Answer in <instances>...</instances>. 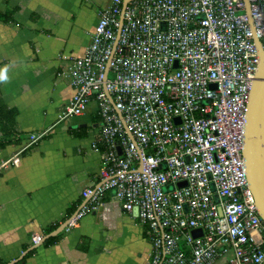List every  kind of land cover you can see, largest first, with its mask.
I'll return each mask as SVG.
<instances>
[{"label": "built area", "instance_id": "1", "mask_svg": "<svg viewBox=\"0 0 264 264\" xmlns=\"http://www.w3.org/2000/svg\"><path fill=\"white\" fill-rule=\"evenodd\" d=\"M248 2L250 15L243 0H131L125 9L112 0L101 10L71 61L74 94L59 120L96 103L105 180L83 191L65 230L112 192L147 228L149 264H264V223L241 156L254 36L264 45V0ZM45 135L31 134L21 152Z\"/></svg>", "mask_w": 264, "mask_h": 264}, {"label": "crops", "instance_id": "2", "mask_svg": "<svg viewBox=\"0 0 264 264\" xmlns=\"http://www.w3.org/2000/svg\"><path fill=\"white\" fill-rule=\"evenodd\" d=\"M111 1L0 0V98L16 111L14 133L0 130V264L150 263L147 228L112 192L75 228L47 237L85 203L86 188L105 180L104 150L93 147L101 129L96 103L80 116H59L74 94L71 61L83 56Z\"/></svg>", "mask_w": 264, "mask_h": 264}, {"label": "water", "instance_id": "3", "mask_svg": "<svg viewBox=\"0 0 264 264\" xmlns=\"http://www.w3.org/2000/svg\"><path fill=\"white\" fill-rule=\"evenodd\" d=\"M130 1L122 0L123 9L126 8ZM243 1L245 3V12L250 15L249 2L248 0ZM119 23L121 26L122 15L119 17ZM253 40L259 54V64L246 109L241 156L248 188L253 196L260 219L264 223V45L255 36ZM124 128L131 142H135L131 134L126 130L125 125ZM117 150L121 154L119 147ZM66 226L67 223L51 232L47 237L57 235Z\"/></svg>", "mask_w": 264, "mask_h": 264}, {"label": "trees", "instance_id": "4", "mask_svg": "<svg viewBox=\"0 0 264 264\" xmlns=\"http://www.w3.org/2000/svg\"><path fill=\"white\" fill-rule=\"evenodd\" d=\"M15 116L16 111L13 109H8L7 106L4 104V102L0 98V130L5 136H9L14 133V126H15ZM56 229V226L46 230V233H50ZM58 238L52 237L47 239V243L53 242Z\"/></svg>", "mask_w": 264, "mask_h": 264}]
</instances>
